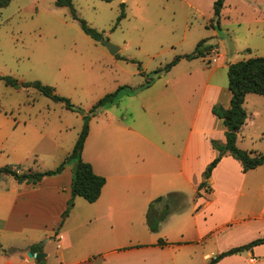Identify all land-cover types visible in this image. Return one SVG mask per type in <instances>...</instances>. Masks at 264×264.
<instances>
[{
  "label": "crops",
  "instance_id": "0c3cea01",
  "mask_svg": "<svg viewBox=\"0 0 264 264\" xmlns=\"http://www.w3.org/2000/svg\"><path fill=\"white\" fill-rule=\"evenodd\" d=\"M215 44L218 58L224 59ZM205 58L192 60L204 62ZM182 60L190 61L182 58L177 63ZM221 67L211 68L207 78L202 75L204 83L195 105L178 96L169 82L158 97L137 102L141 113L132 115L126 110L115 119L98 121V141L93 142L90 153L85 150L88 129L81 156L105 183L94 202L73 198L57 233L54 229L71 197V164L36 184L20 183L11 175L13 181L0 182V236L27 228L44 230L45 243L55 240L53 252L37 251L46 254L40 262L34 259L30 263L25 252L18 264H207L220 252L263 237L264 205L258 211L256 204L262 191L249 183L254 203L241 208L238 203L246 193V175L264 164L243 172L236 159L224 155L206 180L210 191L201 189L202 195L197 196L205 168L218 155L211 141L225 142L222 120L211 111L214 104L229 105L228 88L221 81L212 82ZM27 125V121L19 122L0 111V150L10 148V160H19L26 149L20 135ZM45 137L38 134L26 152L27 159L31 152L36 154ZM7 138L11 139L7 142ZM45 145L54 153L53 139H46ZM7 175L2 173L0 180ZM170 192L184 193L188 203L152 232L145 217L149 204ZM159 239L166 243L160 245ZM215 264H264V243L227 255Z\"/></svg>",
  "mask_w": 264,
  "mask_h": 264
},
{
  "label": "rangeland",
  "instance_id": "374dc122",
  "mask_svg": "<svg viewBox=\"0 0 264 264\" xmlns=\"http://www.w3.org/2000/svg\"><path fill=\"white\" fill-rule=\"evenodd\" d=\"M214 1L72 0L77 16L99 31L104 41L119 48L112 55L101 38L96 41L86 35L69 8L57 7L55 0H10L0 8V74L19 82L38 80L53 86L57 94L69 98L84 112L67 109L33 87L7 86L0 80V111L28 123L20 135L26 149L17 161L10 160V148L0 150V167L55 168L71 151L86 121L90 138L85 150L90 153L93 142L98 141V121L115 119L126 110L132 115L141 113L138 104L145 98L158 97L169 82L178 96L195 105L206 73L218 65L223 67L212 82L221 81L228 88V63L264 57V0H224L218 17L214 15ZM203 38L217 43L224 59H219L214 49L204 62L182 60L154 78L155 69L176 55L190 53ZM150 80L148 86L140 88ZM119 86L138 89L135 94H121L116 103L99 108L93 115L88 112L98 99ZM243 107L247 118L236 145L264 152V96L246 95ZM39 133L46 137L36 147V154L31 152L27 159L26 152L34 146ZM46 139L56 143L54 153L48 151ZM33 155L35 161L31 159ZM256 170L245 177L246 193L239 200L240 208L254 203L252 183L262 191L256 202L258 211L264 205V165ZM13 180L7 175L0 182ZM44 233L25 228L19 234L0 236V263L18 264L25 252L28 255L37 248L53 252L55 240L45 243ZM28 260L34 262V258Z\"/></svg>",
  "mask_w": 264,
  "mask_h": 264
},
{
  "label": "trees",
  "instance_id": "16d2710c",
  "mask_svg": "<svg viewBox=\"0 0 264 264\" xmlns=\"http://www.w3.org/2000/svg\"><path fill=\"white\" fill-rule=\"evenodd\" d=\"M110 2L112 0H103ZM224 0H215L213 4L214 15L218 17L220 9L223 5ZM10 0H0V8L6 6ZM55 5L57 7H67L70 10L71 16L79 21L81 30L94 40H99L101 38V33L95 28L89 26L87 22L78 17L75 9L72 5V0H55ZM122 16V15H121ZM119 16V18L121 17ZM215 42H210L207 39L199 40L194 46L190 53L183 55H176L173 59L167 62L163 67L155 69L153 71L154 78L158 77L164 72H168L180 59L184 58L187 60H192L195 58H204L211 53L212 50L216 48ZM227 77H228V90L230 92L229 105L224 107L220 104H214L211 108L212 113L222 120L225 127V142L219 143L216 140H212V146L218 150V155L207 165L203 172L204 180L199 184L197 190V196H201V189L205 191H210V187L207 184V179L213 168L217 165L220 159L224 155H230L236 159L243 172L251 169H255L258 166L264 164V152H256L254 150H243L237 145L238 134L243 128L246 122L247 113L243 107L244 99L246 94L254 93L264 96V57L255 56L240 59L231 62L227 65ZM154 78H151L154 79ZM0 80L4 82L7 86H23V87H33L40 94L51 98L55 102H60L67 109L83 113L84 110L74 105L69 98L61 96L55 92V88L48 84H44L38 80L35 81H22L19 82L17 78L10 75H1ZM150 81L141 85L140 88L148 86ZM138 88H133L129 86H119L113 92L105 94L103 97L98 99L92 107L88 110L92 115L104 106L114 104L117 102L121 94H133ZM88 123H84L71 151L64 157V159L53 169L46 170H33L28 168L26 170H21L18 167L6 165L0 167V175L2 173L8 174L14 177L20 183H30L36 184L42 180L45 176L55 175L61 173L66 165L72 164L71 168V187L70 193L71 197L68 201L67 208L64 210L61 216V221L58 224L56 233L59 231L65 217L68 215L72 205L73 198L75 196H80L88 202H94L99 197L102 186L105 183V178L101 175L96 174L90 163L82 159V149L84 146L85 139L88 134ZM188 203V197L182 192H170L164 196H158L149 204L148 210L146 212V224L150 231H158L160 224L166 217L175 211L182 210ZM160 245L166 242L162 239L158 240ZM264 243V236L251 240L250 242L232 247L228 250L218 253L212 257L207 264H215L221 258L242 252L244 250L250 249L255 245ZM40 248L33 249L31 252L40 251Z\"/></svg>",
  "mask_w": 264,
  "mask_h": 264
},
{
  "label": "water",
  "instance_id": "95a60500",
  "mask_svg": "<svg viewBox=\"0 0 264 264\" xmlns=\"http://www.w3.org/2000/svg\"><path fill=\"white\" fill-rule=\"evenodd\" d=\"M101 42H103L108 50V52L112 55L116 54V52L118 51V47H116L115 45L104 41L102 38L100 39ZM19 168V166H17ZM46 254L44 252H29L28 256L31 258H34L36 262H40L41 259L45 256Z\"/></svg>",
  "mask_w": 264,
  "mask_h": 264
}]
</instances>
